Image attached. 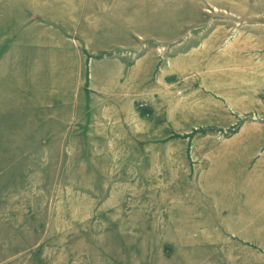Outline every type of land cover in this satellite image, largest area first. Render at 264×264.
I'll use <instances>...</instances> for the list:
<instances>
[{
    "label": "rangeland",
    "instance_id": "1",
    "mask_svg": "<svg viewBox=\"0 0 264 264\" xmlns=\"http://www.w3.org/2000/svg\"><path fill=\"white\" fill-rule=\"evenodd\" d=\"M259 162L264 0H0V264H264Z\"/></svg>",
    "mask_w": 264,
    "mask_h": 264
},
{
    "label": "bare ground",
    "instance_id": "2",
    "mask_svg": "<svg viewBox=\"0 0 264 264\" xmlns=\"http://www.w3.org/2000/svg\"><path fill=\"white\" fill-rule=\"evenodd\" d=\"M183 2H186V0H183ZM180 15L182 16V17H184V18H191L192 20L196 17L195 15H193V16H191L190 14H187V12H186V9H185V7L183 6V11H182V13H180ZM214 42H212V44H213ZM209 47H210V45H209ZM213 47V45H211V47L210 48H212ZM174 107H175V110H173V113L175 114H178V113H180V108H179V106H178V104H176L175 103V105H174ZM173 107V108H174ZM169 114H171L170 113V111H169ZM254 149L255 148H251L249 151L247 150V151H243V153L241 154V159L242 160H244L245 159V157L247 156V154L248 153H250V152H253L254 151ZM263 158V157H262ZM245 163V162H244ZM244 163H239L238 164V166H241L237 171L235 170L234 171V173H235V177H236V180L235 181H240L241 182V184L240 185H242V183L243 182H245V180H250L252 177H253V175H255V176H257V175H259V176H264V167L261 165V163L259 164H256L255 165V167L254 168H252V169H250V167H249V169H246V171H245V169H244V167H243V165H244ZM263 164V163H262ZM247 167V168H248ZM221 168H223V170L222 171H224L225 172V167L222 165L221 166ZM227 170V169H226ZM250 170V171H249ZM220 172V171H219ZM237 174V175H236ZM243 192H246V193H250V192H255V193H259L260 192V190H256V191H253L252 190V188H245V190L243 191ZM258 206V205H257Z\"/></svg>",
    "mask_w": 264,
    "mask_h": 264
}]
</instances>
